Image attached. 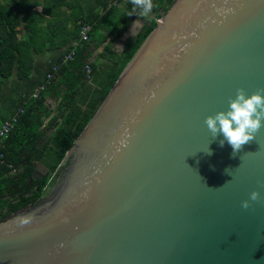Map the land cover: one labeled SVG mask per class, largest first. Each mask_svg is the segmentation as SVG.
Segmentation results:
<instances>
[{"label":"water","instance_id":"1","mask_svg":"<svg viewBox=\"0 0 264 264\" xmlns=\"http://www.w3.org/2000/svg\"><path fill=\"white\" fill-rule=\"evenodd\" d=\"M237 89H264V0H176L55 189L0 220V264H264V126L233 155L204 123Z\"/></svg>","mask_w":264,"mask_h":264},{"label":"trees","instance_id":"2","mask_svg":"<svg viewBox=\"0 0 264 264\" xmlns=\"http://www.w3.org/2000/svg\"><path fill=\"white\" fill-rule=\"evenodd\" d=\"M175 1L152 0L154 7L144 17L140 15L139 8L133 11L131 0H127L124 8L118 5L105 9L107 0L103 4V13L96 11L92 14H86L77 1L45 0L41 13L37 9L39 0H0V88L16 69L19 78L29 77L34 69L35 53L78 39L83 22L92 25L90 39L77 50L75 59L59 68L40 98L30 97L22 104L24 113L6 139L5 162L0 165V220L40 202L54 185L66 167L63 159L67 151L141 44L157 26V20L167 13ZM64 7L79 12L71 29L68 16L47 20L42 15L59 17ZM138 13L144 23L143 28L135 38L126 41L127 47L122 52H118L113 48V43ZM25 32L28 33L26 38ZM110 37L112 40L100 56L107 57L106 60L89 62L94 49L105 44ZM87 64L92 68L90 79L85 73ZM46 92L56 98L58 105L57 113L44 126L46 118L53 112L46 103ZM50 129L54 130L53 134L43 140ZM38 162L51 171V176L33 178Z\"/></svg>","mask_w":264,"mask_h":264},{"label":"crops","instance_id":"3","mask_svg":"<svg viewBox=\"0 0 264 264\" xmlns=\"http://www.w3.org/2000/svg\"><path fill=\"white\" fill-rule=\"evenodd\" d=\"M45 0H39V5L37 6V9L39 12H43V4ZM70 2L77 1L81 6L82 9L86 14H92L96 11L104 12L103 4L107 0H68ZM127 0H123L121 4H119V8H124L126 6ZM62 15L57 17H47L46 15L42 14L44 17L49 19H60L62 17H69L70 23L69 28H73L75 25V21L77 20L75 16L78 15V11H73L69 7H64L62 10ZM137 18L139 21H142L139 13L137 16H135L132 21ZM45 20V21H47ZM131 21V22H132ZM46 23V22H45ZM139 26V23H135L134 25H131V28L128 29L127 33H125L123 36L121 35L114 43L113 48L116 49L118 52H122L124 50V45L126 44L127 37L133 33H135V30ZM28 36V33L25 32L24 38ZM131 38V37H130ZM74 40V39H73ZM73 40H70L66 42L64 45L48 49L45 48L44 50H41L38 53L34 54V69L32 74L29 77L25 78H19L17 76V69L14 71V74L11 78L5 79L4 84L0 88V127L2 123L9 119L18 109L19 106H22L23 103L27 102V100L31 97V94L33 93L35 87L40 84L42 81H44L47 72L51 65L57 61L62 54H64L72 44ZM112 40V37L108 39V41L94 49L91 57L89 58V62H96V61H105L107 57L100 58L101 54L105 50V46ZM57 45V43H54ZM52 45V43L50 44ZM93 48V47H92ZM46 96V103L49 105L50 109L53 110L50 117L46 118L44 126H47L52 119V117L57 113V105L58 101L56 98L52 95H50L48 92L45 93ZM48 131H53V129H50ZM47 131V132H48ZM46 132V133H47ZM45 133V134H46ZM44 134V135H45ZM51 136V135H50ZM50 136H48L46 139H48ZM46 176L45 171L38 170L36 174V178Z\"/></svg>","mask_w":264,"mask_h":264},{"label":"clouds","instance_id":"4","mask_svg":"<svg viewBox=\"0 0 264 264\" xmlns=\"http://www.w3.org/2000/svg\"><path fill=\"white\" fill-rule=\"evenodd\" d=\"M131 3L134 6L133 11L139 8L140 15L144 17H147L154 7L152 0H131ZM262 93L264 89H258L248 96L244 89H237L235 99L229 100L227 111L210 115L204 121L213 137L218 134L223 135L224 139L220 141V144L223 146L227 141L233 149V155L239 152L243 145L252 141L255 134L264 126L262 125L264 121V94ZM259 198L260 194L257 191L250 194L252 201ZM241 206L247 209L249 202L245 200Z\"/></svg>","mask_w":264,"mask_h":264},{"label":"built area","instance_id":"5","mask_svg":"<svg viewBox=\"0 0 264 264\" xmlns=\"http://www.w3.org/2000/svg\"><path fill=\"white\" fill-rule=\"evenodd\" d=\"M120 1L121 0H108L105 9H110L112 7L118 6L120 4ZM91 30H92L91 24L85 22L81 24V28L79 30V38L73 40L68 51L63 55H61V57L51 65L44 81H42L40 84H38L35 87L33 93L31 94L32 98H40L41 92L46 89L47 83H50V81L55 77L59 68L62 65L68 64V62L75 59L77 55V50L83 47V45L90 39L89 36ZM91 72H92V68L90 64H87L85 66V73L87 79L91 78ZM23 113H24V108L22 106H19L16 112L9 119L5 120L0 127V165L5 162L6 139L15 129L16 124L19 122L21 114Z\"/></svg>","mask_w":264,"mask_h":264},{"label":"rangeland","instance_id":"6","mask_svg":"<svg viewBox=\"0 0 264 264\" xmlns=\"http://www.w3.org/2000/svg\"><path fill=\"white\" fill-rule=\"evenodd\" d=\"M62 172H63V170H62ZM62 172H61L59 178L55 181L54 185H53L51 188L48 189V191L46 192V195H45L44 197H48V196L50 195V193L55 189L57 183L60 181V177H61V175H62ZM40 201H41V200H40ZM38 203H39V202H38ZM38 203H36V204H38ZM36 204L30 205V207H31V206H34V205H36ZM28 209H29V206H28Z\"/></svg>","mask_w":264,"mask_h":264}]
</instances>
